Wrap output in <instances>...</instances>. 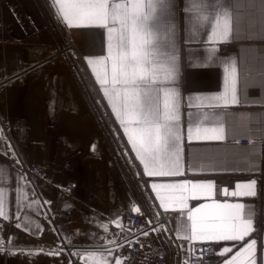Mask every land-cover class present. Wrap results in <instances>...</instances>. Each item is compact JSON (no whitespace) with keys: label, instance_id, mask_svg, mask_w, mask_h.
I'll use <instances>...</instances> for the list:
<instances>
[{"label":"crops","instance_id":"obj_1","mask_svg":"<svg viewBox=\"0 0 264 264\" xmlns=\"http://www.w3.org/2000/svg\"><path fill=\"white\" fill-rule=\"evenodd\" d=\"M48 1L51 4V0ZM133 2L135 0H108L109 4L130 5ZM140 2L146 5L149 0ZM171 4L172 8L163 17V22L165 31L170 23L175 24L176 55L182 72L179 101L182 166L179 175L150 177L145 174L144 164L129 140V134L137 139L134 125L128 122L131 115L124 116L125 124L122 125L112 107L115 104L119 110L120 100L113 98L110 104L96 79L99 75L101 80L111 81V60L91 66L87 64L86 57L95 60L108 56L110 41L107 29H69L63 26L68 30L110 119L118 128L122 144L139 170L140 180L157 213L156 219L160 221L162 239L165 233L167 236L171 233L184 247L202 241L219 242L220 249L214 264H225L229 260L232 264H248V253L242 251V247H246L245 241L256 239L257 264H264V231L258 233L254 230L240 242L208 240L199 235L195 239H186L192 235L193 221L188 219L189 210L197 231L201 223L209 222L207 217L210 215L220 211H240L217 210L204 205L241 203L245 205V216L251 218L254 212L253 198L234 197L232 192L237 191L235 185L238 182L253 179L262 168L264 142L242 141L258 136L264 139V0H171ZM64 6L67 7L66 4ZM225 7L232 18L231 37H221L213 31V17ZM143 10L147 12L146 7ZM205 15L207 19L202 21L200 17ZM219 19L222 23L223 16L219 15ZM4 25L5 19L0 13V117L3 108L8 106L7 123L13 135L8 144L0 137V170H3L0 192L4 199V214L0 215V220L5 221H0V240L9 239L16 242L12 245L17 247L29 245L22 246V249H5L0 245V264H66L54 248V243L59 241L62 242L58 249L68 253L75 250L74 257L81 264H116L117 260L121 261L125 248L122 240L128 236L121 225V216L129 211L130 201L123 203V195L116 192L110 181L93 177L99 163L97 159L91 157L89 161L86 154L83 157L80 152H75L76 163L83 164L91 176L87 181H75L68 194L51 189L41 175L33 182L26 179V169L31 166L42 169L48 165L52 154L67 155L70 152H67L66 141L61 138L60 127L52 123L51 115L46 113V86L36 81L40 79L36 70H42L43 60L17 66L23 49L15 44L11 33L4 31ZM214 49L219 53L218 59L204 63L206 58L216 55ZM164 50L170 51L167 46ZM228 57L236 60L239 105L225 107L222 102L216 104L208 98L222 94L226 84L231 87V68L226 72L221 64ZM104 87L111 89V84ZM201 113H226L228 131L224 141L196 136L195 124ZM190 119L194 129L191 141L188 139ZM234 125H238L236 131H233ZM125 127L128 133H125ZM202 127L210 128L213 124L204 123ZM252 150H256L255 154ZM13 156L16 157L15 164L10 162ZM249 164H254L255 168L244 170L243 166ZM200 181H213L214 186L209 191L186 183ZM196 208H200V212H196ZM139 212L148 214L144 209H139ZM214 222L220 223L219 220ZM225 248L231 251L225 252Z\"/></svg>","mask_w":264,"mask_h":264},{"label":"snow or ice","instance_id":"obj_2","mask_svg":"<svg viewBox=\"0 0 264 264\" xmlns=\"http://www.w3.org/2000/svg\"><path fill=\"white\" fill-rule=\"evenodd\" d=\"M219 2V0H218ZM67 5L65 7L64 5ZM55 18L67 28H106L108 32V56L98 57L95 60L86 57L89 66L94 63H103L111 60V81L101 80L100 82L104 96L112 104L113 98L120 100L119 110L115 104L112 105L113 112L121 124H125V115H131L128 121L134 125L137 139L129 134V140L137 157L144 164V172L147 176L157 175H179L181 174L182 162V135L180 128V80L181 68L176 55V29L175 24L170 23L167 31L164 30L163 17L172 8L171 0H149L145 5L140 0L129 4L112 3L108 0H51ZM147 8V12L143 9ZM159 11V15L157 12ZM187 12L188 9L186 8ZM219 15L223 16L221 23ZM219 15L213 17V31L221 37H231L232 18L227 7L220 10ZM200 19L206 20L207 16ZM151 22V23H150ZM116 25H119L117 27ZM139 39V42H137ZM115 43H111V41ZM167 46L170 51H165ZM213 52H216L214 49ZM219 53L206 58L204 63H211L217 60ZM226 72L231 68L233 76L231 87L226 84L225 91L217 96L208 99L216 104L222 102L223 106L239 105L236 87V60L228 57L221 61ZM93 72L95 69L93 68ZM111 84V89L104 85ZM119 85V87H118ZM111 93V95H110ZM123 114V115H122ZM201 118L195 124L197 137L203 136L206 139L224 141L227 137L226 113L200 114ZM218 117V119L216 118ZM211 122L213 127H202L204 123ZM238 129L234 125L233 131ZM125 133L128 128L125 127ZM193 122L189 120L188 139L191 141L193 134ZM139 141V147H137ZM95 150V145H93ZM256 150H252L255 154ZM235 166V162L233 161ZM244 170L255 168L254 164L243 166ZM3 170H0V177ZM192 183L193 188H201L211 191L213 181L186 182ZM156 187L155 184L152 185ZM183 187V185H181ZM237 191L232 196H243L254 198L257 195V180L255 178L247 182H238L235 185ZM227 192V189H225ZM204 207L217 210L237 209L236 213L220 211L207 217L209 222L201 223L199 231L189 210L188 219L192 220L191 237L197 235L208 240L215 241H245L254 228V212L245 216V205L241 203H215L204 205ZM4 199L0 192V215H3ZM196 208V212H200ZM138 211V209H137ZM219 220L220 223L214 221ZM146 235V233H145ZM246 247L242 251L248 253V264H257L256 245L257 240L245 241ZM225 252L231 251L225 248ZM116 264H121L117 260ZM225 264H232L226 261Z\"/></svg>","mask_w":264,"mask_h":264},{"label":"rangeland","instance_id":"obj_3","mask_svg":"<svg viewBox=\"0 0 264 264\" xmlns=\"http://www.w3.org/2000/svg\"><path fill=\"white\" fill-rule=\"evenodd\" d=\"M0 13L5 19L4 31L11 33L15 44L23 49L16 65L43 60L42 70H36L40 78L36 81L46 86V113L51 115L52 123L60 127L61 138L66 141L67 152H70L67 155L52 154L48 165L41 169L42 179L50 184L51 189L68 194L75 181H87L91 176L83 164L76 163L75 152L86 154L87 160L93 157L99 162L93 177L110 181L116 192L123 195L122 202L127 204L130 201L129 211L144 209L156 218L157 213L140 180L139 170L122 144L118 128L110 119L68 30L55 18L50 2L0 0ZM7 107L3 108L0 117V137L8 144L13 135L7 123ZM12 244L16 242L6 238L0 240L5 249H22V246L29 245L17 247ZM59 246L60 243H54L57 250ZM39 252L44 253L43 250Z\"/></svg>","mask_w":264,"mask_h":264},{"label":"built area","instance_id":"obj_4","mask_svg":"<svg viewBox=\"0 0 264 264\" xmlns=\"http://www.w3.org/2000/svg\"><path fill=\"white\" fill-rule=\"evenodd\" d=\"M248 142L261 144L264 139L258 136L242 141ZM10 162L15 164L16 157H10ZM41 173V168L31 166L26 169L25 176L29 182H33ZM254 178L257 180V195L253 198L254 220L255 231L259 233L264 231V153L262 168ZM0 221L5 223L2 219ZM121 225L128 233L127 238L122 240L125 248L121 253V264H214L220 249V243L213 241L190 243L188 247H184L171 233L168 236L165 233V238L162 239L160 221L142 212H123ZM57 251L66 264H81L75 259L73 251Z\"/></svg>","mask_w":264,"mask_h":264}]
</instances>
